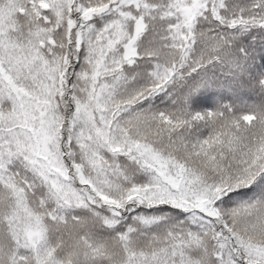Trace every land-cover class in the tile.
<instances>
[{"label":"snow or ice","instance_id":"6c2138e0","mask_svg":"<svg viewBox=\"0 0 264 264\" xmlns=\"http://www.w3.org/2000/svg\"><path fill=\"white\" fill-rule=\"evenodd\" d=\"M0 264H264V0H0Z\"/></svg>","mask_w":264,"mask_h":264}]
</instances>
